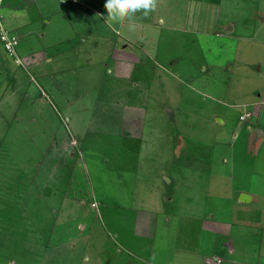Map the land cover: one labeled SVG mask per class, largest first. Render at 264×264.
<instances>
[{
    "label": "rangeland",
    "instance_id": "374dc122",
    "mask_svg": "<svg viewBox=\"0 0 264 264\" xmlns=\"http://www.w3.org/2000/svg\"><path fill=\"white\" fill-rule=\"evenodd\" d=\"M94 1L0 41V264H264V0L115 32Z\"/></svg>",
    "mask_w": 264,
    "mask_h": 264
},
{
    "label": "crops",
    "instance_id": "0c3cea01",
    "mask_svg": "<svg viewBox=\"0 0 264 264\" xmlns=\"http://www.w3.org/2000/svg\"><path fill=\"white\" fill-rule=\"evenodd\" d=\"M56 1H57V3H55L54 6L52 4L51 7H49L48 3L45 4V2L43 0H4V2L2 4L3 5L2 10H0V14H2V16L4 17V25L7 29L11 30L12 32L17 33L18 30H22V29L26 30L27 28H31V30L28 32V34L32 36V34H34V31L32 28H34V26H35L33 24H35L37 21L36 20L37 17L34 15V13L32 11L39 13L40 19L42 20L43 24L48 26L50 23V19H48L47 16L44 17V15L46 13H49L48 10L52 11V12H57V10H58L57 7H61L62 5L65 6L66 5L65 3L67 1L77 2V0H56ZM180 1H182V0H169V1H167L169 3V6H166V0H158L157 7L160 4V6L164 9L163 14H165V13L168 14V12H169V14H174V13H170V11H168V10H170L172 8H176L177 6L185 7L186 10H188V11H189L190 7L191 8L192 7L197 8L198 10L201 9L200 10L201 12H202V10L209 9L212 13H214L215 16L218 13H221V11L218 10V7H219V9L221 7L220 6L221 0H184L183 3H180ZM96 2H97V0L94 1L93 5H92L93 8L92 7H90V8H91V10H94L95 13L100 14L101 17L104 19V17H106V14H107L106 9L104 8L105 2L103 5L102 4L99 5V3H98V9L95 7ZM76 6L77 5L74 4V6H72V7H76ZM99 6H101V10H103V11H100ZM86 8H84L82 10H80L78 8L76 13L78 12L82 16L84 13L86 14V11H85ZM163 14H157V13L155 14L157 16V22L158 23L161 22L162 24H160V25L164 26L165 28H166L167 24H169V25L171 24L173 26L174 21H172V18L171 19L168 18V20H166L165 15H163ZM125 22H127V21H125ZM150 22L153 23L152 20ZM157 22L155 21L156 25H157ZM82 23L83 22H80L78 25H83ZM142 23H146L145 18L142 15H138V13H137L134 29L135 28L140 29V25H142ZM168 28H169V26H168ZM116 29H117L116 26L112 27V30L114 32L116 31ZM42 37H44V35ZM125 38H127V37H125ZM147 53L148 52L144 53V55L142 56V59L135 56V58L132 59V61H130V63L141 62V64H142L143 62H147V60H144L146 57L150 58L149 53L148 54ZM6 55L9 56L8 54H6ZM136 57H137V59H136ZM31 60H32L31 57H29L28 62H31ZM4 64H6V63L3 61V65ZM145 70L147 71L146 73H148V69H145ZM132 74H133V72L130 75L133 76ZM144 76H148V74L147 75L141 74L142 78ZM151 78H152V76H151ZM246 113L251 114L249 117L253 116V112H251V111H248ZM222 122H225V119H223ZM257 127H259V126H257ZM248 129H249V134H245L243 136V138H242L243 141H245L247 143L248 142L253 143V141L258 142L261 139H263V141H264V130L256 128L253 123L248 126ZM256 134H258V136ZM256 136L258 138L257 140H256ZM240 195H241V197H240ZM236 197H237V199L240 197L241 198L240 201L242 203H248L249 205H251V204L255 205L254 203L258 202L256 195L249 193V192H246V191H240ZM93 203H96L95 200H94V202H92V206L97 207V205L95 206V205H93ZM145 211H146L145 212L146 215L148 212V217L145 216L146 218L144 217V219L142 220V223L144 222L145 219L147 221L153 220L151 217L154 216L156 213H159V211H161V210H159L158 208L156 209L155 207L154 208L149 207ZM162 213L165 216L164 220L166 222L172 221V218L170 217V215L166 214V211L164 209H162ZM134 255H135L134 253H130V256L128 259L129 264H158L155 261L148 260V259H147L148 261H144L143 259H140V262H142V263H140V262H138L137 258L136 259H134V257L131 258ZM219 259L220 258L218 257L215 260H208V264H223L224 261L222 259H220L221 262H219L218 261Z\"/></svg>",
    "mask_w": 264,
    "mask_h": 264
},
{
    "label": "clouds",
    "instance_id": "9594fccd",
    "mask_svg": "<svg viewBox=\"0 0 264 264\" xmlns=\"http://www.w3.org/2000/svg\"><path fill=\"white\" fill-rule=\"evenodd\" d=\"M158 4V0H106L104 8L107 15L104 17L105 23L110 27L129 23L130 28L135 27L136 14L142 13L147 18Z\"/></svg>",
    "mask_w": 264,
    "mask_h": 264
},
{
    "label": "built area",
    "instance_id": "2783aa9c",
    "mask_svg": "<svg viewBox=\"0 0 264 264\" xmlns=\"http://www.w3.org/2000/svg\"><path fill=\"white\" fill-rule=\"evenodd\" d=\"M3 2L4 0H0V6L3 4ZM0 41L11 56H17L16 47L19 44V37L16 33L12 32L11 30L5 27L4 17L2 16V14H0ZM250 115V113H246L241 116V119L244 120ZM93 205L96 206L95 203H93ZM218 261L221 262L220 259Z\"/></svg>",
    "mask_w": 264,
    "mask_h": 264
},
{
    "label": "trees",
    "instance_id": "16d2710c",
    "mask_svg": "<svg viewBox=\"0 0 264 264\" xmlns=\"http://www.w3.org/2000/svg\"><path fill=\"white\" fill-rule=\"evenodd\" d=\"M138 63H141V62H138ZM149 73V72H148ZM149 76V75H148ZM151 77V76H150Z\"/></svg>",
    "mask_w": 264,
    "mask_h": 264
},
{
    "label": "water",
    "instance_id": "95a60500",
    "mask_svg": "<svg viewBox=\"0 0 264 264\" xmlns=\"http://www.w3.org/2000/svg\"><path fill=\"white\" fill-rule=\"evenodd\" d=\"M258 131V130H257Z\"/></svg>",
    "mask_w": 264,
    "mask_h": 264
}]
</instances>
